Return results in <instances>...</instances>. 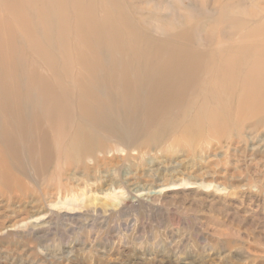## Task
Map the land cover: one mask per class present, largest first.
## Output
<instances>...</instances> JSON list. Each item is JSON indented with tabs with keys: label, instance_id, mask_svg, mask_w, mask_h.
Listing matches in <instances>:
<instances>
[{
	"label": "rangeland",
	"instance_id": "374dc122",
	"mask_svg": "<svg viewBox=\"0 0 264 264\" xmlns=\"http://www.w3.org/2000/svg\"><path fill=\"white\" fill-rule=\"evenodd\" d=\"M123 5L141 33L163 43L174 39L185 50L214 42L211 47L223 46L227 41L217 39H242L252 26L259 28L248 38L264 39V0H125ZM114 12L105 0H95L80 21L103 26L82 35L68 25L67 37L97 39L102 31L99 39H119L128 50V71L137 73L133 64L141 59L130 52L133 38ZM65 17L67 23L75 20L70 11ZM107 17H113L119 38ZM55 18L60 22L53 15L50 39L44 24L32 23V30L58 73L68 71L62 63L67 54L73 72L82 68L75 63L77 52L98 77L109 71L116 58L110 41L95 51L94 43L91 49L83 43L74 48L66 39L61 45ZM86 80L93 90V79ZM240 104V117L248 105L257 109L243 98ZM140 120L130 135L94 140L66 161L58 135L46 173L37 175L31 169L37 165L28 164L32 180L22 176L20 185L0 184V264H264V112L236 124L226 120L221 134L202 132L197 122L185 127L181 117L154 133L153 119Z\"/></svg>",
	"mask_w": 264,
	"mask_h": 264
},
{
	"label": "bare ground",
	"instance_id": "6f19581e",
	"mask_svg": "<svg viewBox=\"0 0 264 264\" xmlns=\"http://www.w3.org/2000/svg\"><path fill=\"white\" fill-rule=\"evenodd\" d=\"M105 1L114 9L121 28L129 30L133 38L128 48L141 59L133 64L138 68L137 73L128 71L130 60L125 53L128 50L119 39H99L104 35L100 30L97 39L67 37L68 25L70 31L79 28L82 35L103 26L96 20L86 24L80 21L92 11L95 0L85 4L80 0H0V30L5 32L3 36L0 34L1 185H20L22 176L32 180L34 176L27 169L28 164L37 165L31 168L35 174L46 173L50 155L56 156L54 146L58 135H62L63 148L67 149L66 161L68 156L71 158L82 148L93 145L94 140L130 135L142 125V117L154 120L157 126L154 133L163 132L168 122L181 117L185 127L197 122L202 132L221 134L226 131V120L232 119L236 124L264 112V39L248 38L259 27L249 28L242 39H217L220 43L227 41L223 46L211 47L214 42L208 48L185 50L177 47L174 39L163 43L137 30L125 12V0ZM68 11L75 17L73 23H67ZM55 14L60 18V22L55 20L61 45L66 39L74 48L83 43L88 49L93 46V51L105 48V44L113 46L116 58L109 71L98 77L84 54L77 52L75 63L82 68L73 72L65 54L66 61L62 63L68 71L58 73L54 62L39 49L32 30V23L44 24L46 38L50 39ZM103 16L106 18L104 11ZM251 17L254 20L255 15ZM107 19L113 36L119 38L113 17ZM260 23L264 25V20ZM132 44L140 52L136 53ZM37 64L47 69L46 74ZM86 79H93V90L87 86ZM114 87L117 93L112 92ZM33 91L36 95L30 96ZM242 98L245 104H257V109L254 105L247 106V114L242 115H247L246 118L238 114L240 105L244 104H240ZM116 103L120 104L119 108ZM172 106L178 109L170 110Z\"/></svg>",
	"mask_w": 264,
	"mask_h": 264
}]
</instances>
